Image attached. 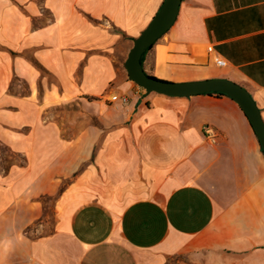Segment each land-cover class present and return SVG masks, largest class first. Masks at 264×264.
Wrapping results in <instances>:
<instances>
[{
	"label": "crops",
	"instance_id": "crops-1",
	"mask_svg": "<svg viewBox=\"0 0 264 264\" xmlns=\"http://www.w3.org/2000/svg\"><path fill=\"white\" fill-rule=\"evenodd\" d=\"M163 2L0 0V264H264V154L240 107L126 73ZM142 67L228 79L264 121V0H182Z\"/></svg>",
	"mask_w": 264,
	"mask_h": 264
},
{
	"label": "water",
	"instance_id": "water-1",
	"mask_svg": "<svg viewBox=\"0 0 264 264\" xmlns=\"http://www.w3.org/2000/svg\"><path fill=\"white\" fill-rule=\"evenodd\" d=\"M182 0H164L144 30L133 40L124 67L128 78L147 94L167 97H191L201 94L221 93L231 98L242 110L256 135L264 154V121L251 95L240 85L224 78L173 82L155 79L146 74L140 59L173 25Z\"/></svg>",
	"mask_w": 264,
	"mask_h": 264
},
{
	"label": "built area",
	"instance_id": "built-area-1",
	"mask_svg": "<svg viewBox=\"0 0 264 264\" xmlns=\"http://www.w3.org/2000/svg\"><path fill=\"white\" fill-rule=\"evenodd\" d=\"M207 51L211 52L212 47H207ZM215 64L217 66H224L225 62L223 60H215ZM108 100L112 103L120 102L121 104H126L128 102V97L124 94H119V93H111L108 96ZM204 134L206 139L210 143H215L217 139V134L216 132L210 127V126H204Z\"/></svg>",
	"mask_w": 264,
	"mask_h": 264
},
{
	"label": "rangeland",
	"instance_id": "rangeland-1",
	"mask_svg": "<svg viewBox=\"0 0 264 264\" xmlns=\"http://www.w3.org/2000/svg\"><path fill=\"white\" fill-rule=\"evenodd\" d=\"M175 82H185V81H175ZM0 158H1L0 163L2 164V166L7 167L9 162L11 161V158L9 157L8 153L5 150L0 151Z\"/></svg>",
	"mask_w": 264,
	"mask_h": 264
},
{
	"label": "trees",
	"instance_id": "trees-1",
	"mask_svg": "<svg viewBox=\"0 0 264 264\" xmlns=\"http://www.w3.org/2000/svg\"><path fill=\"white\" fill-rule=\"evenodd\" d=\"M160 7H161V6H160ZM151 48H152V47L148 48L147 51L150 50ZM147 51H146V52H147ZM146 52H145V53H146ZM145 53L141 56V59H140V63H141V65H142V59H143V56L145 55ZM148 76H149V75H148ZM150 77L155 78V77H153V76H150ZM155 79H157V78H155ZM211 94H215V95H217V96H225L224 94H221V93H209L208 95H211ZM226 97H227V96H226Z\"/></svg>",
	"mask_w": 264,
	"mask_h": 264
}]
</instances>
